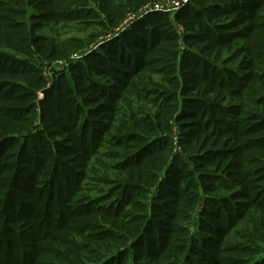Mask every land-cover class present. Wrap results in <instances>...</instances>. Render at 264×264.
Masks as SVG:
<instances>
[{"label":"trees","instance_id":"obj_1","mask_svg":"<svg viewBox=\"0 0 264 264\" xmlns=\"http://www.w3.org/2000/svg\"><path fill=\"white\" fill-rule=\"evenodd\" d=\"M154 1L51 0L47 19H89L112 31L128 12ZM27 5L32 1L0 0V264H40L46 252H55L45 243L53 237L49 232L71 231V221L104 230L115 242L104 243L101 259L128 244L120 258L130 252L131 264H201L213 256L206 248L220 254L227 242L222 230L251 207L264 209V187L252 197L243 172L248 159L264 171V0H188L175 17L185 29L184 51L167 14L144 15L70 65V77L60 74L40 103L47 129L36 132L41 61L67 60L85 43L74 37L57 44L41 30L43 23L28 28ZM55 116L68 124L61 132L70 136L57 147L51 137L62 133L53 129ZM171 119L197 128L180 142L185 152L197 151L191 168L183 159L169 163ZM116 158L107 166L101 161ZM202 162L213 169L201 172ZM96 166L118 170V190L90 187L110 182L90 173ZM201 187L237 191L204 197ZM213 257L209 264L230 263ZM118 260L112 255L102 263Z\"/></svg>","mask_w":264,"mask_h":264},{"label":"rangeland","instance_id":"obj_2","mask_svg":"<svg viewBox=\"0 0 264 264\" xmlns=\"http://www.w3.org/2000/svg\"><path fill=\"white\" fill-rule=\"evenodd\" d=\"M30 1H32V5L25 6L28 10L25 16V21H26L28 28L33 26L34 23H43L42 25L43 27L49 26L51 27V29L47 30L41 27V30L45 31L46 34L51 35L50 37L52 40L54 38H57V42H56L57 44L61 43L62 40L72 39L74 37L78 39H82V41H84L85 43L84 47L77 54L72 55L67 60L58 59V60H53V61H48V60L41 61L40 73L44 77V87L41 88L42 90H39L37 92L36 104L38 103V105L33 115V118H34L33 127H36V128H34L33 132H36L40 128L44 129V127L47 129V126L41 125L43 109L40 103L44 99V92L59 81L58 77L60 76V74H63V75L66 74L68 77H70V74H71V71L69 68L70 65H75V63L80 61L82 57H85L88 53L96 50L103 43L113 39V37H116L121 32L133 26L135 23L140 21L142 17H144V15H146L144 13H148V11H151V12L160 11V12L167 14L170 22L174 24L175 31L178 34L179 42L181 45L180 51H184L185 49V45L183 43V34H185V29L179 24H177L175 20L177 13L183 7V6L175 7L174 3L178 0H171V1L170 0H155L152 3H148L147 5L143 6L140 10L136 12H128L127 15H125V17L119 22L118 28L112 31H109V30L105 31L103 29L97 28V26H91L90 24H88L91 21L89 19H85V20L82 19L80 20V23L73 18H67L65 20V19H56L55 17H53V18H50L49 20L47 18L50 17V12L52 11L51 10L52 9L51 0H30ZM9 3L12 5L14 2L9 1ZM46 13L49 16L43 19L42 17H44ZM37 14L39 15L38 18L36 16ZM66 14L67 12L65 11L64 14H62L63 17ZM9 17L15 18L13 13H11ZM9 24L13 25L14 23L12 21H9V23L6 22L7 26H9ZM12 29H10V32L13 33L14 35L16 31L13 32ZM100 33H103V34L100 35ZM90 35H96L97 37L92 42H87L88 40L87 37ZM150 105L153 106L152 104H149V106H146V107L150 108L151 107ZM155 110H156V107H154L153 112ZM103 114L107 115V113H103ZM139 118L140 117H138V119ZM53 121H54L53 129L59 133H62L61 131H63V128L68 127V124L62 118L58 119L55 116L53 118ZM170 123H171V126H170L171 132L169 133L170 144L166 148V149H169L172 155L170 157L171 159H169L170 160L169 163L171 165L172 163L179 161L178 159L180 160L183 159L187 163V167L189 166L191 168L192 165L197 164L196 160H199L196 158L197 151L194 154L185 152L184 151L185 146L183 147V145L180 142L183 139H185V136H183V133L185 135V133L189 132L190 129L193 130L197 128L191 127L192 124L190 123L192 122L186 121V120H183L182 122H177V120L171 119ZM241 127H244V126H241ZM244 128H239V129L243 130ZM194 131H197V130H194ZM194 135H195V138H199V141L204 140L203 135L202 136H199L196 134ZM69 138H70L69 134L62 133L60 138L51 137V140L56 143V145L55 143L54 145L55 147H57L58 144L63 143L66 139H69ZM192 141H195V140L192 139ZM70 145L72 144H69V147ZM73 145L76 146V144H73ZM235 145H236V141H235ZM115 149L116 148L112 147L110 148L109 151H114ZM243 155L244 154H242V156ZM252 157H251L252 159H255L256 155ZM237 158H240V155L232 156V159L240 160ZM256 158H262V157L258 155ZM248 160L246 164V167H248V169L243 170V172L244 173L247 172L248 174V178H247L248 185H252L251 187L253 190H250V193L253 197L256 191L260 189L259 187L261 186L264 187V184L260 182L261 181L260 179H262V176L264 177V174H263L264 171H262L263 168L259 166V164H254L253 161L250 162ZM101 161L105 163L107 166L108 164H111V163L113 164L115 162H118L119 160L116 158L114 160L102 159ZM70 165L72 166V164ZM106 166H105V169L104 168L101 169L100 166H96L95 167L96 169L90 170V173L93 176H96L97 178L108 179L110 181L109 184L97 182V184L95 183L90 184L91 185L90 187L95 188V189L96 188L97 189L111 188L112 190H118L117 178H116L117 184L115 182V177L117 175L118 170L117 169H107ZM174 167L177 170L180 169L178 163L174 164ZM199 167H200L201 172L207 173L211 169H213L214 166L213 164L206 165L204 162H202V164ZM249 169L254 172L251 174L249 172ZM255 169L258 172H255ZM99 171H101V173H99ZM63 173L65 175V170ZM64 175H61L58 177L59 182L62 181V178ZM164 177H165V173H162L160 175V180H163ZM236 191L237 189H234L233 187L232 190L231 189L222 190L220 193L216 194L215 192H204L202 187L200 188V194L201 196H204V197H208V196H215L216 198L225 197L229 195L231 192L233 193ZM18 193L20 192L18 191ZM154 193L156 192L151 191V193L148 194L147 196L148 202H151V197ZM250 200L254 203L253 198ZM241 201L244 202V200H239V202ZM202 209H203V204H202V201H200L197 207L198 213L196 214L198 218L200 216L199 212H201ZM256 209H257L256 207H251L250 210L243 216V218L240 221H237L235 222V224H233V226L229 228H224L222 230V232H225L227 234V242L226 244H223L221 246L220 254L218 253L217 255L214 254V251H212L210 248H206L207 253L209 255L211 254L213 256H216V258L219 259V262L222 261L223 259L226 261V263L230 262L228 264H250L256 260L260 261L261 259H264V209H260V210H256ZM197 222L198 221H194L192 223L191 231L193 233H195L197 230V227L199 224ZM68 225L70 226V229H72L71 231L62 232L63 230H61L60 232H49V233H52L54 238L53 237L49 238L50 242H45V243L49 247V249H53L55 252L50 251V250L49 252H46L47 254H45L44 258L39 260L40 264H80L78 263V261L80 260L82 264H103L102 262L106 259L108 260L112 255H117L119 257V260L117 262H113V264H131L129 260L131 258L130 252H127L126 256H122V258H120L121 257L120 254H122L121 252L124 251L125 248H128L130 244L124 247L120 246L117 250L112 252L113 254H110V256L105 255V258L101 259L100 257L101 253L104 252V248H103L104 243H106L107 241H110V242L112 241L111 238L106 237V232H104V230H100L95 227L91 228L90 225L88 224L87 225L78 224V222H74V221H71L72 226L69 223ZM130 227H132L131 224L126 225V228L129 229ZM63 233H66V234H63ZM246 235L251 236V238H249L250 240H248ZM114 238H117V237L114 236ZM196 238L201 239L202 237H199L198 235V237ZM117 243H118L117 245L121 243L119 238L117 240ZM56 252L57 253L59 252L60 255L56 254ZM255 254L258 255L257 258L254 257ZM76 256H78L80 260H78ZM213 256L211 257L214 258ZM211 257H207V259L202 260L200 263L209 264L208 259H210ZM147 262L150 264L152 263L151 260Z\"/></svg>","mask_w":264,"mask_h":264},{"label":"built area","instance_id":"obj_3","mask_svg":"<svg viewBox=\"0 0 264 264\" xmlns=\"http://www.w3.org/2000/svg\"><path fill=\"white\" fill-rule=\"evenodd\" d=\"M188 2V0H178L174 3L175 7H182L184 4H186ZM159 10V9H157ZM151 11H148V13H150ZM148 13H144V14H148ZM143 16V15H142Z\"/></svg>","mask_w":264,"mask_h":264}]
</instances>
